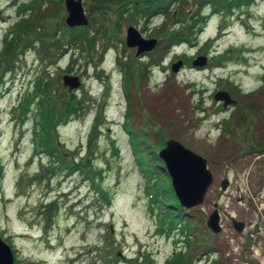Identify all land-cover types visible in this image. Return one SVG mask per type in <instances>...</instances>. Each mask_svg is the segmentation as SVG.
I'll list each match as a JSON object with an SVG mask.
<instances>
[{
  "label": "rangeland",
  "instance_id": "rangeland-1",
  "mask_svg": "<svg viewBox=\"0 0 264 264\" xmlns=\"http://www.w3.org/2000/svg\"><path fill=\"white\" fill-rule=\"evenodd\" d=\"M131 1L137 2L82 0L92 23L88 28L100 33L92 46L85 42L63 49L56 62L54 46L75 28L66 23L65 0H0V235L13 248L15 264H170L181 252L190 257L184 264H264V0H253L231 17L212 12L196 45L166 50L161 42L146 55L127 45L129 26L146 38H158L152 34L163 22L180 25L175 11L201 16L213 6L210 0H179L145 24L132 17ZM32 3L35 7L25 11ZM42 13L48 17L39 43L34 44L35 33H25L18 61L5 65L10 30ZM106 28L115 35L109 42ZM199 55L207 56L206 66L192 65ZM154 57L162 62L151 64ZM179 60L183 65L173 71ZM125 64L129 80L138 84L133 125L152 140L147 146L151 157H159L163 147L154 143L163 133L165 141L174 137L207 158L214 175L202 205L186 209L178 202L173 207L185 215L173 227L148 193L124 128ZM48 70L46 81L57 89L58 109L74 94L90 101L85 116L52 132L56 151L51 155L33 136L34 102L42 99L34 97V90ZM65 74L78 76L81 84L65 85ZM219 90L231 93V107L216 101ZM28 97L34 100L25 114L21 105ZM99 104L104 112L97 119ZM89 158L94 180L93 173L65 168ZM226 178L230 184L223 190ZM105 190L111 193L109 204L100 199ZM216 204L220 234L206 224ZM233 218L246 223L244 232L233 228Z\"/></svg>",
  "mask_w": 264,
  "mask_h": 264
},
{
  "label": "trees",
  "instance_id": "trees-1",
  "mask_svg": "<svg viewBox=\"0 0 264 264\" xmlns=\"http://www.w3.org/2000/svg\"><path fill=\"white\" fill-rule=\"evenodd\" d=\"M122 1V0H121ZM97 3H102L104 0H96ZM180 2L179 0H137L131 1L128 3H132L131 8L133 10L132 17L137 16L144 19V23H153V20L157 14V12H167L168 8L171 4H175ZM182 2V1H181ZM201 3V6L206 4V2L197 1ZM212 4V8L214 11H224L228 16L234 15L235 10L240 8H244L249 6L253 0H210ZM35 7V3L31 5H25V11L33 9ZM129 9L125 10L128 12ZM185 11L182 12L181 10L177 13L176 11L173 13V16L178 18L177 20L180 22V25H174L171 23L168 25V20L163 22V25L160 27L155 28L154 36H159V43L164 42V46L166 50H171L172 48H176L180 44H189V45H196L199 41V36L204 29L206 21L208 18L204 15L199 13L191 14ZM48 17L46 13H42L36 16L34 19L25 18L22 23L18 22L16 28L10 30V35L12 36L11 39L8 37L5 38L7 50H5V58H7V62L5 65H12L15 61H18L19 53H20V41L22 36L26 37L27 32L35 33L36 40L34 44H38L41 37L40 28L42 27L43 23L45 22V18ZM177 21V22H178ZM92 23H89V25ZM79 26L75 27L74 29H69V36L66 40H58L56 45L54 46L56 51V62L60 59L63 55V51L68 49L72 44L76 46L79 45L80 47L83 44L89 43L90 46L93 45V41L95 40L94 36L100 33V30L90 31L88 26ZM90 27V26H89ZM106 36L104 38L109 42L112 38V33L108 31V28L103 29ZM115 36V35H114ZM113 36V37H114ZM38 42V43H37ZM43 45L45 46L44 42ZM48 48H53L51 45H48ZM48 48L46 50H48ZM64 49V50H63ZM203 50V49H202ZM22 51V50H21ZM24 52V51H22ZM61 53V54H60ZM149 53V52H148ZM143 55H146L143 54ZM162 62V58L154 57L151 60V64L159 65ZM126 68L124 72V96L125 101L127 104L126 107V115H125V125L124 128L128 134V138L130 141L131 150L136 156L137 164L140 167L145 179L147 180V188L148 193L152 196V201L159 203L160 210H164L163 220L165 222H171V227L176 226L182 222L185 217L180 210L176 212L173 210L174 206L179 205V200L177 199L175 192L172 187V183H170V176L165 168L164 163L160 160V156L158 158L153 159L151 157V153L147 151V146H149L151 141H147V133H139L138 130L134 127V116H133V105H134V90L138 87L136 80L130 81L129 80V70L128 65L125 64ZM146 66L141 65L139 66L141 73H146ZM8 70V69H7ZM5 68L3 72L7 71ZM49 73H45L40 79L38 80V85L34 90V97H42V99L36 100L34 103L37 106L38 112L37 121H36V128L34 132V138L37 140V144L41 146L44 151L48 154H53L55 152L56 146H54V140L52 139V132L57 130L63 123H67L74 117H82L85 116L87 112V105H89L90 101L86 98H81L74 95H71V98L68 99L67 103L64 106L57 108L56 100H58V95L56 94L57 89L53 88L54 84L46 81V77L51 75V71L48 70ZM48 74V75H47ZM136 87V88H135ZM56 94V95H55ZM34 97H28L21 105V109L23 113L27 114L29 112V106L33 103ZM49 99V100H46ZM37 102V103H36ZM93 106V105H92ZM98 110V109H97ZM104 112V104H99V113L97 119H99ZM96 129L94 128L92 132ZM162 133V132H161ZM92 137V136H91ZM90 137V141L92 138ZM159 141H157L156 146L163 147L166 143L165 139L166 136L162 133L158 135ZM153 145V144H152ZM116 152L119 151V148L116 147ZM264 150V149H263ZM119 153V152H118ZM60 156V154L58 153ZM159 155V154H158ZM160 158V159H159ZM63 162V160H61ZM65 168L69 169L70 171H75L77 169L85 170L86 172L93 173V180L95 178V174L92 169L91 159L89 158L87 161H71L67 163ZM2 167L0 168V174L2 171ZM165 172H164V171ZM2 175V174H1ZM100 187L102 190V186L100 182H96L95 188ZM103 191V190H102ZM102 201L105 204H109L111 200V193L109 190H105V194L101 195ZM163 200V201H162ZM164 205H166L164 207ZM180 207V206H179ZM178 209H182L181 207ZM182 214V217L180 215ZM179 221L176 223V221ZM190 221V219H187ZM184 221L186 223L184 226L186 229H190L189 222ZM191 237L190 234L188 236ZM191 241H188L190 243ZM186 260H190L189 255H185L183 252L180 254H176L173 262L170 264H184Z\"/></svg>",
  "mask_w": 264,
  "mask_h": 264
},
{
  "label": "water",
  "instance_id": "water-1",
  "mask_svg": "<svg viewBox=\"0 0 264 264\" xmlns=\"http://www.w3.org/2000/svg\"><path fill=\"white\" fill-rule=\"evenodd\" d=\"M65 5L68 11L66 23L70 27L87 26L89 24V18L82 5V0H65ZM157 43V38H146L135 26H129L127 30V44L130 47L137 46L138 54L153 50ZM206 64V56H199L194 60V65L196 66H204ZM182 65L183 61L179 60L173 64L172 70L178 71ZM63 82L65 85H70L71 88L81 84L78 76L70 74L63 76ZM215 99L223 101L224 106L235 102L231 94L226 90L218 91L215 94ZM159 156L165 162V168L171 177L172 186L181 204L191 209L202 205L214 181V175L208 167L207 158L188 148L174 137L166 141V145L159 151ZM229 184L230 180L228 178L224 179L222 182L223 190L227 189ZM217 206L207 219L208 228L215 234L223 231L221 214ZM232 223L238 232H243L246 228L244 221L233 219ZM0 264H15L13 251L1 236Z\"/></svg>",
  "mask_w": 264,
  "mask_h": 264
},
{
  "label": "flooded vegetation",
  "instance_id": "flooded-vegetation-1",
  "mask_svg": "<svg viewBox=\"0 0 264 264\" xmlns=\"http://www.w3.org/2000/svg\"><path fill=\"white\" fill-rule=\"evenodd\" d=\"M237 105H238V103L235 104V106H237ZM230 107H231V106H230ZM257 151H261V149H258Z\"/></svg>",
  "mask_w": 264,
  "mask_h": 264
}]
</instances>
